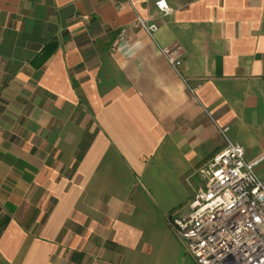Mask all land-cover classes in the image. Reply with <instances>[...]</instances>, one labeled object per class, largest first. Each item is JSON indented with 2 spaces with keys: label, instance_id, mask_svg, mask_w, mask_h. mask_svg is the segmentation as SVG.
I'll return each mask as SVG.
<instances>
[{
  "label": "crops",
  "instance_id": "obj_1",
  "mask_svg": "<svg viewBox=\"0 0 264 264\" xmlns=\"http://www.w3.org/2000/svg\"><path fill=\"white\" fill-rule=\"evenodd\" d=\"M124 1L0 0V264H198L169 219L216 123L264 156V0H131L155 38Z\"/></svg>",
  "mask_w": 264,
  "mask_h": 264
},
{
  "label": "built area",
  "instance_id": "obj_2",
  "mask_svg": "<svg viewBox=\"0 0 264 264\" xmlns=\"http://www.w3.org/2000/svg\"><path fill=\"white\" fill-rule=\"evenodd\" d=\"M124 3L134 9L136 23L155 38L159 24L143 16L131 0ZM155 4L164 16L174 12L166 0ZM160 49L179 70L180 45ZM216 125L226 145L194 168L191 175L200 179V186L188 211L171 217L169 224L198 264H264V179L257 170L264 156L248 160L245 146L230 139L227 128Z\"/></svg>",
  "mask_w": 264,
  "mask_h": 264
},
{
  "label": "trees",
  "instance_id": "obj_3",
  "mask_svg": "<svg viewBox=\"0 0 264 264\" xmlns=\"http://www.w3.org/2000/svg\"><path fill=\"white\" fill-rule=\"evenodd\" d=\"M57 41L52 40L49 43L45 45V47L42 49L41 53L38 54L34 60L32 61V64L35 67H41L46 63V61L54 54V52L57 49ZM9 221V218H6L4 222L0 226V232L5 228L7 222Z\"/></svg>",
  "mask_w": 264,
  "mask_h": 264
},
{
  "label": "snow or ice",
  "instance_id": "obj_4",
  "mask_svg": "<svg viewBox=\"0 0 264 264\" xmlns=\"http://www.w3.org/2000/svg\"><path fill=\"white\" fill-rule=\"evenodd\" d=\"M160 3L162 4L163 3V0H160Z\"/></svg>",
  "mask_w": 264,
  "mask_h": 264
}]
</instances>
